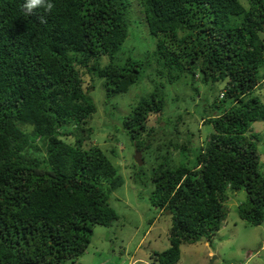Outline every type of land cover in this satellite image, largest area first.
I'll use <instances>...</instances> for the list:
<instances>
[{
	"label": "trees",
	"instance_id": "1",
	"mask_svg": "<svg viewBox=\"0 0 264 264\" xmlns=\"http://www.w3.org/2000/svg\"><path fill=\"white\" fill-rule=\"evenodd\" d=\"M25 2L0 0V264L73 263L93 227L118 219L107 200L122 185L100 149L61 139L82 136L95 112L77 67L103 78L107 98L134 84L141 64H112L127 35L123 0H45L52 9L31 14ZM138 2L163 69L190 81L199 73L207 89L223 82L219 100L200 101V118L212 129L207 140L196 153L190 139L176 147L193 156L192 165L158 160L149 175V204L169 215L167 248L152 252L149 264H178L182 245L219 230L228 190L245 193L239 219L253 227L264 222L257 138H245L250 123H264V103L251 94L264 67V4L249 0L244 10L238 0ZM101 56L110 59L105 66L88 65ZM162 106L161 96L149 95L121 119L131 141ZM35 139L44 149L40 158L27 154Z\"/></svg>",
	"mask_w": 264,
	"mask_h": 264
},
{
	"label": "rangeland",
	"instance_id": "2",
	"mask_svg": "<svg viewBox=\"0 0 264 264\" xmlns=\"http://www.w3.org/2000/svg\"><path fill=\"white\" fill-rule=\"evenodd\" d=\"M123 1L128 4L125 17L127 35L112 58V64L123 67L128 60L139 61L138 79L125 92L106 98L103 78L92 76L87 67H77L81 87L90 97L95 112L82 125V136L61 137L70 145L79 140L81 146L87 144L100 149L115 167L122 185L108 194L107 201L118 219L109 227H93L86 251L73 263L66 264H149L148 257L152 252L167 248L169 215L149 204L153 190L149 178L151 169L158 160H166L168 165L173 166L192 165L193 156L176 147L186 145L185 139H190L196 153L197 148L203 145L212 129L200 118L205 108L200 101L205 98L211 104L219 100L223 93V82H215L207 89L201 83L199 73L190 81L188 76L176 79L172 72L163 69L162 59H157L154 53L155 39L146 28L138 0ZM238 2L244 10L249 8V0ZM262 2L264 4V0ZM259 37L264 43V34H259ZM108 61V57L101 56L88 65L103 67ZM257 76L261 77L260 84L251 94L264 103V67L258 70ZM149 95L162 97V109L147 117L144 131L131 141L120 121L132 114L134 107L143 98L148 99ZM225 108L222 106L219 111ZM212 111L206 109L205 114ZM250 134L257 138L258 164L263 170L264 123H250L245 138L249 139ZM33 144L27 154L38 158L44 156V149L37 139ZM137 152H140V165L134 161ZM244 200V191L228 190L223 204L225 218L219 230L207 242L203 239V243L182 245L178 264H224L229 261L233 264H264V222L253 227L237 217L236 207Z\"/></svg>",
	"mask_w": 264,
	"mask_h": 264
},
{
	"label": "clouds",
	"instance_id": "3",
	"mask_svg": "<svg viewBox=\"0 0 264 264\" xmlns=\"http://www.w3.org/2000/svg\"><path fill=\"white\" fill-rule=\"evenodd\" d=\"M38 7H44L46 10L50 11L53 5L51 3H46L45 0H26V2L23 5V9L27 14H31L33 10ZM201 242L203 243V241Z\"/></svg>",
	"mask_w": 264,
	"mask_h": 264
},
{
	"label": "water",
	"instance_id": "4",
	"mask_svg": "<svg viewBox=\"0 0 264 264\" xmlns=\"http://www.w3.org/2000/svg\"><path fill=\"white\" fill-rule=\"evenodd\" d=\"M134 161L136 162L137 165H140L141 159H140V152H137L136 155L134 156ZM225 264H233V262L229 261V262H225Z\"/></svg>",
	"mask_w": 264,
	"mask_h": 264
}]
</instances>
